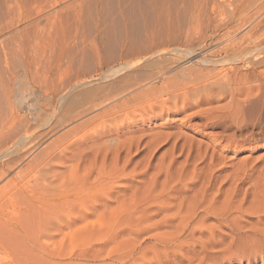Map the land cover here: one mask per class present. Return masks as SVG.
Here are the masks:
<instances>
[{
    "label": "rangeland",
    "instance_id": "1",
    "mask_svg": "<svg viewBox=\"0 0 264 264\" xmlns=\"http://www.w3.org/2000/svg\"><path fill=\"white\" fill-rule=\"evenodd\" d=\"M2 1L0 9H5ZM215 1L222 3L208 4L206 16H202H209L207 20L200 17L202 25L233 23L237 28L233 34L239 37L255 31L256 25L264 27V0ZM114 3L116 0H103V11L112 13V17L116 16L113 12H116L117 3ZM80 5L81 25L75 34L73 9ZM211 7L213 11H209ZM54 8L61 12L60 22L56 18L55 25L49 26L43 17L39 18V25L44 28L38 34L33 33L23 21L14 23L0 34V135L7 132V135H34L29 132L37 120L44 122L53 110L59 113L61 121L57 117L51 121L53 125L66 123L54 127L52 132L47 127L41 129L40 134L44 137L38 140L43 145L39 144L32 156L24 158L17 170L27 171L46 144L71 129L66 138L73 143L65 151L63 159L55 162L47 179V183L53 181L50 188L60 187L67 191L68 196L61 199L67 203L62 208L46 211L47 231L35 229L32 222H23L19 227L0 225V264H197L200 252L192 248V241L209 239L208 232L201 234L192 228L202 215L220 216L223 208L227 210L242 204L243 209H249L259 202L264 203V112L260 114L264 111V104L256 106L253 113L252 110L246 112L249 117L245 114V121L234 122L220 118L206 121L191 115L210 106H222L227 99L185 110L180 109L183 107L180 100L177 105L167 99L152 102L147 97L153 92L150 90L156 87L157 90L162 87L175 90L181 80L179 73L190 66L188 62L172 64L165 76L147 79V74L152 71L146 66L150 60L140 59L139 64L126 69L121 67L129 58L121 60V40L124 41L125 30L119 20L114 21V17L113 21H107L96 31L94 0H60L48 11ZM13 19L15 22L17 16ZM138 20L132 23L131 30L139 33L140 38L130 31V37L131 33L132 36L134 34L130 40L139 45L134 47H142L144 52L143 48L150 40V34L147 35L149 27L144 26L152 24L150 28H153V23L149 20L144 25V20L141 19V24ZM188 22L190 30L186 28ZM190 23L191 20L183 19L185 26L182 28L193 34L196 28L193 31ZM137 24L141 25L139 28H145L140 31L148 37L142 31L137 32L138 28L133 29L138 27ZM18 30L23 31L22 38L18 36ZM99 31H104L101 38V33L96 37ZM252 37L247 35L246 38L250 45L256 41ZM146 38L149 40L144 42ZM62 41L68 44L64 49L66 56L57 62L56 55ZM92 41H95L98 53ZM2 44H6L5 51ZM221 45L212 44L210 47L213 50ZM130 59L134 62L137 58ZM110 66L122 70L107 77ZM171 75H175L171 78L174 80L166 78ZM76 79L88 83L72 87ZM166 79L168 84L164 83ZM87 90L94 94L85 98ZM134 95L136 99L131 100ZM108 100L122 105V113L112 116L114 104L103 106ZM60 101L61 104L65 101L66 106L69 103L74 106L62 107ZM109 108L110 112H107ZM236 116L234 120L238 119ZM23 118H28V122ZM17 120L26 122V125L17 123ZM22 123L25 126L21 127ZM12 126H16L15 129ZM101 127L105 129L99 130ZM18 155L21 156L22 152L12 155V158ZM17 170H13L10 176ZM203 182L212 185L207 197L201 189ZM215 187L221 189L219 193ZM250 215L247 219L249 224L259 222L255 214ZM233 216L236 213L231 212L230 218ZM73 217H76L74 224L54 232L51 237L45 235L39 239L54 225ZM207 219L204 224H216L213 217ZM262 219L260 226H264V217ZM223 232L230 234L227 229ZM254 243L257 246L254 244L253 248L257 250L253 257V249L247 243H241L238 247L241 250L234 251L238 256H232L231 261L224 264H264V243ZM223 245L225 242L215 248L208 245L205 251L223 250ZM60 249L63 259L48 256ZM246 255H251L247 256L249 260L245 259ZM212 261L209 264H223L218 260Z\"/></svg>",
    "mask_w": 264,
    "mask_h": 264
},
{
    "label": "bare ground",
    "instance_id": "2",
    "mask_svg": "<svg viewBox=\"0 0 264 264\" xmlns=\"http://www.w3.org/2000/svg\"><path fill=\"white\" fill-rule=\"evenodd\" d=\"M144 1L145 0L142 1V4L141 0H116V12H113L116 14V16H114V20V17H112V13L103 11V0H94V18L96 31H98V28L103 26L107 21L111 22L114 20L118 22L117 20H119V22L123 24L122 26H124L125 31L123 29H120V31L122 30L125 32L123 38L124 41L121 40L122 37L120 38L121 44L123 42V44L121 45V50L123 52L121 60L122 58H129V60L125 61L124 64L121 66L125 67L124 69L134 66L137 63L139 64V61L141 63L142 60L140 59H146V62L150 60L148 63H146V66L151 67L152 71L150 72V75L147 74L148 77L147 75L146 77L147 79L153 80L165 76V72L169 67H172V64H176L184 60L190 64L188 68L183 69L182 73H179L181 80L177 82L179 79L178 77V79H176L177 81H174L178 83V87L176 86L175 90H168L164 89L163 87V89L161 88V90H157L158 87L151 89L150 91L153 92L151 94H148L147 97L152 102L167 99L168 101H172L173 103H175V105H177V101L180 100L183 104V107L180 109L185 110L188 108L191 109L194 107H198L201 104H210L215 101L227 99L226 104L222 106H210L206 110L201 109L191 114L195 118H205L206 121L212 118H220L223 121L227 119L234 122H238L241 119L245 121L244 117L246 112L252 110L251 112L253 113L255 112L253 111V109L256 106H263L264 45L260 46V44H264L261 42L264 41V27H261V29L260 27L258 28V25H256L254 27L255 31L252 30L250 31V33L239 37L237 36V34H233L234 28H236V24L234 25L233 23L232 24L234 26L232 24L230 25L221 22L220 24L215 23V25H213L214 23L210 24L212 22L206 23V25H202L200 17L203 14L206 16L208 4L210 3L209 5H212V2H215L214 4H216L217 2L216 5H219L221 1L219 3L215 0H146V3ZM238 1L241 2L240 0ZM2 2L6 7L5 9H0V34L3 33L5 30L10 29L14 25V23L20 21H23L26 23V25H29L28 28L32 30L33 33L37 32L38 34V32L43 31L44 28L43 26L41 27L39 25V18L43 17L49 26L55 25L56 18L59 22L61 20V12L57 11L56 8H54V10L52 11H48L49 7H51L53 4L59 3L60 0H3ZM214 6L215 5H213V7ZM80 7L81 5L79 6V8L73 9V23H75V34L78 32V25H81L82 14L80 11ZM213 7H211L209 11H213ZM217 7H215L214 9L216 10ZM207 15L209 16V14ZM14 16H17V20L15 22L13 19ZM205 16H202L201 18L204 19ZM137 19H140V21L141 19L144 20V25L146 22H149V20L151 21L150 23H153V28H150L152 27V24L150 23H148L150 24L149 26H144L146 28L149 27L148 31H150L147 33V35L150 34V40L146 38V41H144V39L140 41L147 42L149 40V42L146 43L148 47H146L145 45V48H143L144 52L142 51V47L141 49L137 48L139 47V45L137 46L133 42L132 44L130 40V38L133 37L134 34H136V31L133 32L131 28L133 26L132 23L134 21L137 23ZM183 19L184 21H186L187 19L191 20L190 25L193 31L194 28H196V33L193 32V34H197L195 37V34L193 35L190 33L192 31L189 32V22L187 24L188 26L186 27L189 30H184L182 28V25L185 24V22L182 24ZM140 21L138 22L139 24L142 23ZM140 26L133 27V29L138 28L139 31L137 32L142 33L145 28H139ZM140 29H142L143 31L141 30V32ZM258 29L261 30V33ZM25 30L26 29L24 28V31ZM130 31L134 33L133 36L131 33V37ZM103 32H97L96 37L98 38L101 33V35L99 36L101 38ZM17 34L22 38L23 31L18 30ZM138 34L136 35L138 36ZM143 34L145 35L146 33L143 32ZM257 34L260 37L257 36ZM147 35H145V37ZM247 35L248 38L255 36L252 37V39L256 38V41H254L255 44L250 45L248 39H246ZM249 41L251 42V40ZM256 42H258V44ZM60 44L61 47L59 51L57 50L58 52L56 55L57 62L64 58V49L68 46L65 41H62ZM212 44L222 45L218 48L211 50L210 46ZM134 45L137 47H134ZM92 46L98 53V48L95 41H92ZM1 48L3 51H5L6 44H2ZM140 56L141 58L138 59V57ZM130 57L137 59L133 60L134 62H130L132 60L130 59ZM114 67L115 66H110L108 73L106 74L107 77L114 76L116 75V73L122 70L120 67H118L117 69H115ZM28 70L29 69H27L26 71L29 72ZM174 76L175 75H171L166 78L169 80ZM164 78L165 77H163V79ZM167 79L164 81V83L166 82V84H168ZM86 83L88 82L85 80L76 79L74 80L72 87H79L85 85ZM166 84L163 85L166 86ZM89 92L90 90L86 91L85 98H88L92 96V94H94L93 92L92 94H89ZM130 99H136V95L132 96ZM63 102L62 105L60 101L62 107L65 105V103ZM110 104H114L112 108L110 107L112 109V116L117 115L119 112L122 113V105H116V102L113 100L106 101L103 106L109 107ZM73 106L74 105L72 103H69L66 108H72ZM110 108L107 112H110ZM133 109L134 108H132L131 110L134 111ZM54 111L55 110H53V113L51 112V114L47 118L45 117V120L43 119L44 122H42V120H39L40 122L37 120V122H35L36 125L31 128V132H29V130H26L29 133H33L34 135H19V133L18 135H7L8 132L5 133L6 135H0V225H4L6 227H19V225L23 222H32L35 229H43L44 231H47L49 229V224L46 222V211L49 208L54 207L62 208L63 204L64 206H66L67 202L61 201V199L68 196L67 191L64 188L60 187L50 188L49 184L53 181L47 183V179L48 175L53 172V169L56 165L55 162H59L61 159H63V157L65 156V151L68 149L69 145L73 143L66 138L68 136V134L66 133L70 132L71 129L69 131L67 130L64 135L62 134L63 136H60L52 142L46 144L44 148L40 150V153H37L36 157L33 159V163L29 164L27 171L17 170L18 166L22 163V160L24 158L32 156L36 149L40 145H43V142H40L38 140L39 137H44L40 134L41 129L47 127L50 128L49 132H52L54 130V127L57 128L58 126L62 125L63 122H65L63 121L64 118H62L63 122L59 123V125L57 126H54L52 123L53 119L58 117L57 120L60 119L58 121H61V118L58 116L59 113ZM37 112L39 111L37 110ZM37 112H34V114H37ZM263 112V110L262 112L260 111V114H263ZM246 115L247 117H249V113H247ZM235 116L238 117L237 120H234ZM6 117H8V115ZM28 118L27 120H25V118H23L22 120L28 122ZM5 119H3V121ZM22 120H17V123L24 122ZM247 120V122H249L248 118ZM24 123L26 125V122ZM24 123H22L21 127L25 126ZM12 127L11 131H13V128L15 129V127ZM104 127L99 128V130L105 129ZM8 131H10V128ZM50 134L52 135V133ZM226 142L229 143L228 141ZM21 152V156L18 155L15 159L12 158V155ZM22 156L23 158H21ZM13 170H17V172L10 176ZM213 171L214 170L212 169L211 173ZM202 184L203 185L201 186V189L204 195L207 197V191L212 190V185L209 184V182H203ZM215 190L219 193L221 189L215 187ZM262 204L261 202H259L257 205L249 209H243L242 204H239L238 206L233 208L229 207L227 210L223 208L221 210V214L223 215L220 216L202 215L198 220L199 222L196 221L198 222V224L195 223L197 225H195L194 227L192 226V228L194 232L196 231L201 234H203L204 232H208L209 239L206 241H192V248H194L195 250L197 248L196 251H199L200 254L202 253V256L200 257L199 253L198 255L196 254L199 259L197 258V256H195L198 259L197 264H209L212 260H218L224 264V262L230 260L232 256H238L234 253V251L236 249H240L238 247L241 243H247V245L251 247V250L253 249L251 255L255 254L257 248H253L256 245L254 242L264 243V226H260L259 224V222H261V220H263L262 218L264 217V203ZM231 212L236 213V216L230 218ZM250 214H255L259 218V222L257 221L253 225L249 224V222H247V219L251 217ZM210 216L213 217L214 220H216V224H204V221L209 220L207 219V217L210 218ZM185 219L190 218L186 217ZM75 222L76 217H73L68 220H65L60 224H56L49 230V232L44 233L42 236L40 235L39 239H41L45 235L51 237L54 232H58L63 227H68L74 224ZM223 229H227L230 234L226 235L223 232ZM217 236H220L221 238L217 239ZM178 237L181 236L179 235ZM228 238L229 241L226 242ZM224 242L225 245H223V250L205 251L208 245L215 248L217 244L222 245ZM188 248L191 247L188 246ZM259 248L262 247L260 246ZM247 249L250 248L247 247ZM60 251L61 249L57 252L55 251V253H49L48 256H55V258L59 260L63 259ZM258 251L260 250L258 249ZM262 251L264 252V249ZM215 253H219L220 255H215ZM251 255H246L245 259L248 258L249 260L250 257L247 256ZM188 262H190V259Z\"/></svg>",
    "mask_w": 264,
    "mask_h": 264
}]
</instances>
